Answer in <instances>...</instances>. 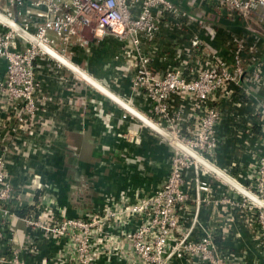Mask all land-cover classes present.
<instances>
[{
  "label": "built area",
  "instance_id": "obj_1",
  "mask_svg": "<svg viewBox=\"0 0 264 264\" xmlns=\"http://www.w3.org/2000/svg\"><path fill=\"white\" fill-rule=\"evenodd\" d=\"M194 4L201 6L190 12L187 7ZM0 16L11 22L0 17V59L5 65L0 103L16 106L8 117L13 130L32 132L36 111L42 110L34 63L54 60L93 85L70 53L73 46H86L107 35L120 43L132 94L142 95L150 106L144 111L131 97L117 98L131 109L126 112L139 127L148 128L170 147L167 176L147 192L106 197L100 209L74 217L61 210L55 218L52 214L23 218L29 228L41 231L42 239L60 242L59 264L66 259L69 264H242L238 256L221 250L214 227L201 221L200 212L203 206H219L229 223L234 209L245 203L224 192L211 197L212 178L231 183L208 155L215 148L220 99L230 98L240 79L246 90L264 92V0H0ZM162 28L189 30L192 35L183 43L172 37L173 62L154 68L152 55L143 47ZM182 95L199 110L186 132L169 103ZM256 110L264 116L260 113L264 104ZM130 133L131 140L138 141L134 129L118 135ZM10 151L0 152V244L6 246L0 262L26 264L21 251L35 252V247L23 241L18 246L13 233L12 201L17 195L7 172ZM255 166L251 187L264 196V148ZM258 218L263 224L264 212Z\"/></svg>",
  "mask_w": 264,
  "mask_h": 264
},
{
  "label": "crops",
  "instance_id": "obj_2",
  "mask_svg": "<svg viewBox=\"0 0 264 264\" xmlns=\"http://www.w3.org/2000/svg\"><path fill=\"white\" fill-rule=\"evenodd\" d=\"M198 7L194 4L187 9L194 12ZM202 7L208 12L206 4ZM191 35L189 30L180 33L162 28L143 49L152 55V66L162 68L173 62L171 38H180L183 43ZM119 50L120 43L107 35L86 46L72 47L71 59L99 88L78 79L54 60L34 63L43 106L36 111L38 121L29 134L13 130L10 125L8 117L17 111L16 106L0 103V152L11 150L7 172L17 195L12 201L13 233L18 246L23 241L35 247V252L21 251L20 258L26 264H59L60 242L42 239L41 231L29 228L24 217L42 214L48 218L52 214L55 218L61 210L70 217L82 215L100 209L106 197L147 192L167 176L170 147L148 128L139 127V122L110 96L131 97L136 108H149L142 95L132 94ZM4 70L0 59V77ZM238 84L232 86L235 90L230 98L222 97L217 104L220 118L215 127V148L208 159L233 183L227 185L212 178L211 197L218 198L224 192L234 199L244 198L245 203L234 209L229 223L222 208L212 205L201 208L200 219L214 227V240L224 253L235 254L242 264H264V223L258 218V213L264 212V196L251 187L256 161L264 148V116L256 110L264 104V92L246 90L242 79ZM169 103L178 112L181 130L186 132L199 110L188 95ZM129 129L135 130L138 141L131 140L132 133L130 137L118 135ZM5 250L1 243L0 256H6ZM65 264H69L67 259Z\"/></svg>",
  "mask_w": 264,
  "mask_h": 264
},
{
  "label": "water",
  "instance_id": "obj_3",
  "mask_svg": "<svg viewBox=\"0 0 264 264\" xmlns=\"http://www.w3.org/2000/svg\"><path fill=\"white\" fill-rule=\"evenodd\" d=\"M4 21H6V22H8V23H10L11 24V22H9V20L8 19H5V18H3V16H0ZM93 83V85L94 86H96V87H98L99 88V85H97L95 82H92ZM112 98H113V100L117 103V104H119L120 105V102H122L121 100H119L116 96H113V95H110ZM119 100L120 102H118L117 100ZM123 103V102H122ZM125 106H127L125 103H123ZM122 108H124L125 110H131V109H129V108H126V107H124V106H122V105H120ZM128 107V106H127ZM229 182L231 183V184H233L230 180H229ZM237 189H239L242 193H243V191L239 188V186H235ZM245 193V192H244ZM247 196H249L251 199H255V197L253 198V197H251V195L249 194H246ZM256 201H258L257 199H256Z\"/></svg>",
  "mask_w": 264,
  "mask_h": 264
},
{
  "label": "bare ground",
  "instance_id": "obj_4",
  "mask_svg": "<svg viewBox=\"0 0 264 264\" xmlns=\"http://www.w3.org/2000/svg\"><path fill=\"white\" fill-rule=\"evenodd\" d=\"M116 99V98H115ZM117 100V99H116ZM118 102H120L119 100H117ZM120 105H122V106H124V107H126V108H129V107H127V106H125L122 102H120Z\"/></svg>",
  "mask_w": 264,
  "mask_h": 264
},
{
  "label": "rangeland",
  "instance_id": "obj_5",
  "mask_svg": "<svg viewBox=\"0 0 264 264\" xmlns=\"http://www.w3.org/2000/svg\"><path fill=\"white\" fill-rule=\"evenodd\" d=\"M197 6H201V4H196V7H197ZM198 8H199V7H198ZM198 8H197V9H198ZM125 98H126V97H125ZM147 102H148V100H147ZM149 102H151V101L149 100ZM149 106H150V104H149Z\"/></svg>",
  "mask_w": 264,
  "mask_h": 264
}]
</instances>
